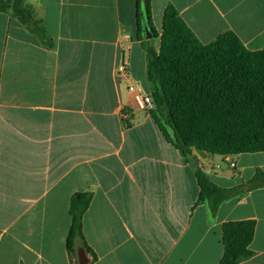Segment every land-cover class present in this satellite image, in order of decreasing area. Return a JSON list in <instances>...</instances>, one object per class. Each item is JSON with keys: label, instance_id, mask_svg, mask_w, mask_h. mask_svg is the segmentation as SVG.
<instances>
[{"label": "crops", "instance_id": "crops-1", "mask_svg": "<svg viewBox=\"0 0 264 264\" xmlns=\"http://www.w3.org/2000/svg\"><path fill=\"white\" fill-rule=\"evenodd\" d=\"M24 1L48 44L0 12V264H79L82 241L77 257L67 248L76 194L92 196L82 224L93 264H219L223 224L242 220L257 226L239 264H264V187L212 215L196 177L236 187L264 172V152L188 158L137 105L131 84L151 95L137 0ZM168 5L203 44L230 31L264 50V0H151L159 36Z\"/></svg>", "mask_w": 264, "mask_h": 264}, {"label": "trees", "instance_id": "trees-1", "mask_svg": "<svg viewBox=\"0 0 264 264\" xmlns=\"http://www.w3.org/2000/svg\"><path fill=\"white\" fill-rule=\"evenodd\" d=\"M0 12L24 24L42 43L48 36L32 5L24 0H0ZM139 36H151L144 46L147 76L154 109L173 132L176 146L191 156L192 150L214 156H238L264 152V50L251 52L233 33L226 32L209 44L196 37L176 8L168 5L161 35L154 28L151 0H137ZM147 29V30H146ZM160 38L156 49L154 40ZM196 177L199 201L212 215L233 198L264 187V172L242 184L223 188L201 170ZM90 194L71 199L72 225L68 251L77 257L76 242L96 261L83 235L82 220L90 207ZM255 220L229 221L222 226L224 253L219 264H239L253 257Z\"/></svg>", "mask_w": 264, "mask_h": 264}, {"label": "built area", "instance_id": "built-area-1", "mask_svg": "<svg viewBox=\"0 0 264 264\" xmlns=\"http://www.w3.org/2000/svg\"><path fill=\"white\" fill-rule=\"evenodd\" d=\"M127 62H123L121 65L117 68V74L120 78H127L128 77V68H127ZM129 91L134 94V99L137 103V105L144 110L151 111L154 109V103L151 98V95H146L143 93L141 87L137 84H131L129 86ZM125 118V115H123Z\"/></svg>", "mask_w": 264, "mask_h": 264}, {"label": "water", "instance_id": "water-1", "mask_svg": "<svg viewBox=\"0 0 264 264\" xmlns=\"http://www.w3.org/2000/svg\"><path fill=\"white\" fill-rule=\"evenodd\" d=\"M150 37L151 36L147 33V38L150 39ZM78 260H79V264H88L89 263V259L87 257V254L85 253V251L83 249H81L78 253Z\"/></svg>", "mask_w": 264, "mask_h": 264}]
</instances>
